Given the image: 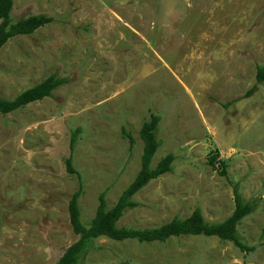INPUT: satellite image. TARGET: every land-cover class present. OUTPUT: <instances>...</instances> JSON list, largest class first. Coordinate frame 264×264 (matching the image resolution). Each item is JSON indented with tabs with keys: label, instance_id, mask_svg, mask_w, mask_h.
Returning <instances> with one entry per match:
<instances>
[{
	"label": "rangeland",
	"instance_id": "rangeland-1",
	"mask_svg": "<svg viewBox=\"0 0 264 264\" xmlns=\"http://www.w3.org/2000/svg\"><path fill=\"white\" fill-rule=\"evenodd\" d=\"M40 14L53 22L0 51V97L13 100L51 75L69 83L0 114V264H56L77 241L71 153L83 224L102 194L112 209L141 170L139 135L151 114L162 118L153 167L169 153L177 159L118 227L156 228L196 209L223 222L237 191L255 206L238 233L256 250L203 236L100 238L80 264H264V84L244 98L264 67V0H14L15 22Z\"/></svg>",
	"mask_w": 264,
	"mask_h": 264
},
{
	"label": "trees",
	"instance_id": "trees-1",
	"mask_svg": "<svg viewBox=\"0 0 264 264\" xmlns=\"http://www.w3.org/2000/svg\"><path fill=\"white\" fill-rule=\"evenodd\" d=\"M13 9L14 0H0V51L10 40L33 35L39 29L53 22L51 17L44 14L31 16L15 22L12 16ZM68 83L69 81L66 78L51 75L42 82L25 89L13 100L0 97V114L7 116L36 102L52 98L56 90L66 86ZM262 84H264V67L258 69L256 85L244 98L248 99L252 97L258 86ZM161 119L160 115L151 114L149 120L143 123L139 135L144 144L141 170L133 183L122 193L117 204L112 209H107L105 193L100 196L96 217L89 227H86L82 222L80 207V198L84 193L81 183L82 177L74 168L72 153L65 159L67 173L71 176H77L80 182L78 191L69 201L70 223L78 239L66 250L56 264H80L93 242L100 238H107L119 243L137 241L141 244H153L166 243L170 239L178 237L203 236L231 242L245 253H251L256 250V247L245 245L238 233L239 224L253 212L255 206L251 203H246L237 191L235 196V211L223 222H207L202 211L196 209L186 219L174 218L172 221L156 228L139 230L118 227L119 221L124 217L126 212L138 207L133 198L150 182L173 171L172 166L177 159L174 153L167 154L156 167H153L154 160L162 148V142L159 137ZM123 134L129 138L132 147L134 139L131 133L125 132L123 127ZM74 143L73 140L70 145L72 151ZM209 164L213 167L218 165V170H222L221 175L226 176V164L223 161H219L217 156L210 157Z\"/></svg>",
	"mask_w": 264,
	"mask_h": 264
}]
</instances>
